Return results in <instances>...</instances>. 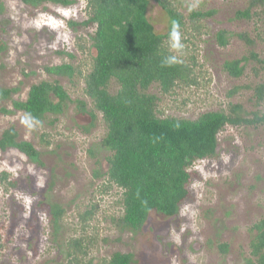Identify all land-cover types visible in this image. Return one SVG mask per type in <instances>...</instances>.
<instances>
[{"label":"rangeland","instance_id":"rangeland-1","mask_svg":"<svg viewBox=\"0 0 264 264\" xmlns=\"http://www.w3.org/2000/svg\"><path fill=\"white\" fill-rule=\"evenodd\" d=\"M1 1L0 38L7 48L0 55V86H18L12 98L24 100L31 84L56 79L71 101L63 114L49 115L33 128L22 123L23 111L0 113V134L13 126L19 140L31 142L40 152L42 162H31L14 148L0 150V171L16 180L13 187L0 183V264H106L114 251L131 253L137 264H243L254 232L251 225L264 209V127L226 125L217 136L216 157L198 160L190 168L195 175L177 215L151 212L138 231L123 229L115 221L122 213L117 203L120 190L111 185L104 192L105 178L93 177L96 167L104 172L107 164L104 152L95 153L97 164L88 148L99 141L105 127L99 113L92 120L88 112L77 108V99L88 101L82 76L70 82L44 71V66L63 62L79 66L81 74L88 71L94 52L86 29L76 31L67 24L68 20L84 19V0L35 8L20 0ZM245 4L246 0H181L177 9L188 25L181 34L183 52H174L180 58L195 59L196 81L169 93L152 87L151 92L158 96V116L195 119L205 111L236 104L242 116H250L255 104L249 86L264 73L255 74L258 64L248 54L252 49L264 58V42L253 34L254 19L234 17ZM190 7L214 12L198 19L196 30L195 21L188 18ZM149 14L155 28L164 32L166 13L151 4ZM219 29L232 33L225 47L214 38ZM240 32H246L253 44L238 37ZM242 56L248 62L241 76L234 78L222 69L225 60ZM116 88L112 82L109 91ZM5 106L12 109L9 101ZM86 110L93 111L90 102ZM50 181L51 200L64 207L55 240L47 206L39 204L45 201ZM86 211L91 213L82 220L80 215ZM79 236L84 238L87 252L72 263L63 256V240ZM222 243L228 245L225 253L218 247Z\"/></svg>","mask_w":264,"mask_h":264},{"label":"trees","instance_id":"trees-1","mask_svg":"<svg viewBox=\"0 0 264 264\" xmlns=\"http://www.w3.org/2000/svg\"><path fill=\"white\" fill-rule=\"evenodd\" d=\"M20 1L35 8L44 3L67 6L75 0ZM84 2V19L68 20L67 24L76 31L86 29L89 47L94 52L88 71L81 74V68L69 62L44 66V71L49 75L67 78L70 82L74 77L82 76V91L88 101L77 99V108L88 112L92 120L96 119V112L99 113L105 127L99 141L88 148V153L95 157L97 164L99 162L95 153L104 152L107 164L104 172L96 167L92 171L93 177L105 178L102 184L104 192L111 185L120 190L117 203L122 213L115 221L121 228L136 232L151 212L164 217L177 215L180 204L189 196L188 187L195 175L190 168L198 160L216 157L217 136L226 125L264 127V76L249 86L255 109L248 117L241 115L237 104L222 110L205 111L195 119L158 116V96L151 92L152 87H156L160 93H169L179 85L188 86L196 81L197 62L192 56L180 58L182 63H164L165 57L175 55L169 47L172 23L175 21L179 24L181 34L186 32L188 25L186 17L177 9L181 0ZM151 4H156L166 13L167 27L164 32L158 31L150 19ZM3 11L4 4L0 0V15ZM213 12L192 10L188 18L195 21L197 30L196 21ZM234 17L254 19L256 27L253 34L264 42V0H246L244 8L236 10ZM236 35L249 45L254 42L246 32ZM231 36L232 33L225 29L214 33L221 47L228 44ZM6 48L7 43L0 38V55ZM67 55L73 57L70 53ZM248 56L258 64V69H254L255 74L264 73V58L252 49ZM247 59L242 56L225 60L222 69L234 78L239 77ZM112 82L117 86L113 92L109 91ZM18 88L0 86V113L19 110L41 121L49 115L63 114L67 103L71 101L67 91L56 79L31 84L24 100L12 98ZM8 101L12 109L6 108L5 102ZM87 102H90L93 111L86 110ZM8 148L16 149L31 162L42 164L40 152L31 142L19 140L13 126L0 134V150ZM0 183L13 187L16 180L9 178L6 171H0ZM52 185L53 181H50L45 201H39V204L47 206L48 224L55 240L59 237L64 207L51 200L48 193ZM90 213L83 212L80 218L84 220ZM251 230L254 232L248 242V253L243 264H264V209L262 215L252 223ZM63 241L62 253L70 262H76L80 255L86 254L83 237ZM218 247L221 253H225L228 245L222 243ZM106 264H137V261L131 253L114 251Z\"/></svg>","mask_w":264,"mask_h":264},{"label":"clouds","instance_id":"clouds-1","mask_svg":"<svg viewBox=\"0 0 264 264\" xmlns=\"http://www.w3.org/2000/svg\"><path fill=\"white\" fill-rule=\"evenodd\" d=\"M189 11H192V8H189ZM169 47L175 52L182 53L184 49V44L182 43V36L180 32V26L177 22H173L171 25V29L169 32ZM164 63L167 65H173L176 63H182V60L177 55H169L165 57ZM22 123H24L29 128H33L35 124L39 123L35 120L34 117L30 115H26L22 119Z\"/></svg>","mask_w":264,"mask_h":264},{"label":"flooded vegetation","instance_id":"flooded-vegetation-1","mask_svg":"<svg viewBox=\"0 0 264 264\" xmlns=\"http://www.w3.org/2000/svg\"><path fill=\"white\" fill-rule=\"evenodd\" d=\"M133 258H134V256H133Z\"/></svg>","mask_w":264,"mask_h":264}]
</instances>
